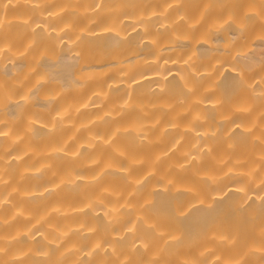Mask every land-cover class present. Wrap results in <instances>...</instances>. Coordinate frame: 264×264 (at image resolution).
<instances>
[{"label":"bare ground","instance_id":"obj_1","mask_svg":"<svg viewBox=\"0 0 264 264\" xmlns=\"http://www.w3.org/2000/svg\"><path fill=\"white\" fill-rule=\"evenodd\" d=\"M0 264H264V0H0Z\"/></svg>","mask_w":264,"mask_h":264}]
</instances>
